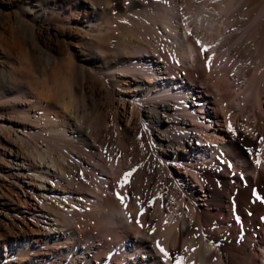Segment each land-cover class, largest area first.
Wrapping results in <instances>:
<instances>
[{"label":"bare ground","instance_id":"bare-ground-1","mask_svg":"<svg viewBox=\"0 0 264 264\" xmlns=\"http://www.w3.org/2000/svg\"><path fill=\"white\" fill-rule=\"evenodd\" d=\"M262 1L113 0L111 3L105 1L93 6L86 18L78 19L76 26L86 23L90 26L95 24V21L107 23L108 29L102 35H94L92 39L86 38L87 40L79 44L90 52L88 54L93 65L89 68L88 74L99 75L104 79L105 87L111 91H118L116 94L123 96L120 100L123 105L119 111L120 116L129 111V118L136 117L134 115L139 118L142 141L148 152V156L143 160L142 169L152 175L160 169L162 188L159 189V194H155L156 200L154 194L151 195L144 189L145 185L144 188L135 191L133 198L128 196L130 191L133 192L132 167L127 165L125 171L122 170L121 173L117 171L122 168L123 161L116 156L115 146L105 145L107 139L105 140L104 128L95 126V123V127L88 124L87 118L85 121L83 111L87 110L86 100L74 93L76 89L74 85L84 80L87 75L85 70H82V75H69L61 83L67 98H54L51 90L49 91L51 95L49 93L45 96L40 87L38 91L37 87L35 89L32 86L26 93L25 102L21 104L19 102L18 105L15 103L8 122L0 121V137L4 136L6 139V143L2 145L4 153L0 159L6 161L4 179L11 178L18 185L19 192L24 196L23 202L28 205L30 218L36 219V222H44L41 246L47 248L50 245L52 249L50 252L42 251L36 255L39 264H103L105 254L112 250L115 255L113 258L122 261V263L116 261L120 264H175L172 258L173 249L176 247L179 249L181 245L187 251L186 264H264L263 234L256 231L241 236L240 233L232 231L229 216L233 213L234 205L233 199H229L232 192L227 179L229 174L214 170L215 178L223 186L219 189L211 176L201 173L210 184V188L202 185L205 192L203 195L198 194V190L188 192L181 186L179 180H174L171 186L174 185L177 191L175 192L173 188L175 193L169 192L174 194L175 201L179 202V209L171 208L167 213L161 204V199L166 195L165 188L170 184L165 177L169 173L167 163L187 159L180 149L186 148L189 144L192 130L203 136L208 143L226 141L221 163L223 161L230 164L233 170L240 173L247 172L245 176H248L249 172L252 175L249 163L251 161L246 157V150L251 149L254 154L258 153V150L253 149L251 139H244L243 135L240 136L236 131L233 134L234 138L231 137L232 140L229 141L227 136L230 133L223 135L219 134L217 129H209L212 123L207 124L205 118H201L195 112L203 113L204 117L211 116L212 112L217 123L220 112L229 127L233 121L231 115L234 107L233 105H229L230 108L233 107L232 109L227 107L226 101L233 102L234 106L240 109L246 104L252 105L255 109L262 105L260 102L261 95H264V0ZM44 2L59 8L56 11L50 10V13L57 15L58 18L76 17L78 15L76 11H80L79 6L82 3L81 0ZM157 3L160 5L161 15H154V12H151L150 7H155ZM169 5L173 8L181 5L189 11L188 13L184 9L185 13H188L184 15V21L187 23L182 30L180 29L181 31L177 29L179 27L167 23L175 12ZM178 15L179 13L176 16ZM120 18L134 26L122 35L114 33L113 30L115 23L121 22ZM159 21L166 23L161 38L160 34L157 37L158 35H155L157 33L154 34L156 31L153 32L158 30L159 27L154 24H158ZM189 21L195 25L192 30L189 29ZM149 23H153L152 26ZM140 29L144 32H153L155 43L152 44L149 39L144 38L147 36L143 37L144 32H139ZM150 35L152 36V33ZM161 50L174 65H178L175 61L187 65L181 69L192 83L198 82L200 79L198 77L206 76L218 91H228L226 97L222 96V100V97L220 98L219 111L209 102L208 109L212 111L203 110L205 107L201 100L204 98L208 101V97H205L201 90L200 94L194 97L195 94L187 83L179 85V91L173 93H169L167 87L160 84L158 80L163 73L157 61L159 62L162 56ZM140 51L146 54L143 55ZM149 51L157 55L156 63L145 62L144 57ZM190 56L193 58L192 66ZM171 68L169 76L172 79L176 71L175 68ZM228 73H232L233 76L230 77ZM49 74L50 71L45 76ZM45 78L43 76L41 78L43 86L47 83ZM240 80L243 84L238 86ZM8 83L9 80H6L7 85ZM50 84L48 83L49 86ZM52 86L55 89L56 85ZM155 93L159 95H154ZM129 96H133V102L126 111L125 101ZM228 108L232 111L229 112ZM178 111L188 114L191 119L185 114L177 113ZM117 118L115 117V123L122 117ZM213 150L216 153V150ZM94 153L104 155V158H108L107 161L94 159ZM262 156L257 155V160ZM260 159H264V156ZM213 161L211 158L207 163L209 168L214 164ZM192 166L198 172L206 171L196 164ZM100 170L104 172L101 174ZM127 173H131L128 182L121 186ZM110 175L119 182L115 192L117 197L110 195L114 192L108 187L110 194L103 198L102 193L106 191L102 189V185L109 184L112 177ZM91 176L94 181L90 179ZM155 178L157 179L154 176ZM148 189L150 191V188ZM117 194L124 198L123 202ZM189 195L191 202L186 199ZM168 196L171 194L168 193ZM9 200L14 202L13 198ZM199 201L202 203H198ZM5 204L8 205L9 202ZM153 204L154 209L151 207ZM150 207L153 209L152 213ZM155 218L157 220L154 222ZM194 226L198 227L196 232L187 236ZM261 228L264 230V226ZM16 237L22 248L20 250L14 246L7 248L9 254L6 255L8 262L5 261L6 264H10V260L23 263L32 250L28 246L23 249L26 244L25 236L18 234ZM81 238L86 241L85 245L80 242ZM121 238L124 242L119 243ZM245 238L250 242L247 243ZM104 239H108V246ZM32 241L33 237H30L29 246ZM4 243L5 241H0V247H4ZM254 245L262 251L261 262L254 258L256 255ZM161 248L168 253L167 256L161 252ZM11 253L18 254L14 256ZM218 254L220 258L217 259H221V263L213 260ZM18 256H22L20 262ZM0 264H4L2 259ZM30 264L34 263L30 261Z\"/></svg>","mask_w":264,"mask_h":264},{"label":"rangeland","instance_id":"rangeland-1","mask_svg":"<svg viewBox=\"0 0 264 264\" xmlns=\"http://www.w3.org/2000/svg\"><path fill=\"white\" fill-rule=\"evenodd\" d=\"M51 1L52 0H50V2ZM81 1L82 3L79 6L81 9L80 11H76V13L78 14L76 15L77 18H58L57 15L51 14L50 10L56 11L59 8H55L53 5L50 6L44 4V0H0V121L8 122L10 114L12 113V111H14L13 106L15 105V103L18 105L19 102L20 104L25 102L26 93H28L29 89L32 88V86L35 89L38 88V91L40 87L41 92H43V94H46H44L45 96H48L51 92L52 95L55 96L54 98H67L65 92L62 89L63 87H61V83H63V80L66 79L69 75H82V70H85L87 75L84 77V80L80 81L79 83L77 82L78 84L74 85V89L76 87L74 93H76L77 96L80 95L82 99L86 100L85 102L87 103V106L85 109H87V112L85 110L83 111L85 121L87 118L88 124H92V126H94L95 123V126L98 125L97 127L101 126L102 128H104V130L106 131L105 140H108H106L105 145H108L110 147L112 144V146H115L114 148L116 156L120 157L123 161V169H117V171L119 170V173L123 172L122 170L125 171L127 169V165L132 167L130 168L133 173V178L131 177L133 192L130 191L129 193L131 195L128 193V196H131V198H133L135 191H137L139 188H144L143 185H145L144 189H147V192H149L151 195L159 194V189L161 190L162 188L160 184V180H162V172L159 171V169L156 172L158 176H156V174H153L155 177H157V179L155 178V181L152 174H150L147 170L142 169V165L144 164L143 160L148 156V152H146L144 142L142 141L141 124L139 118H137V115H134L136 116L134 117L135 121L134 118L128 117V110L130 108L129 104L133 102V96H129L128 100L125 101V105L127 106L126 111L128 112L124 113L125 116H120L119 111L122 110L123 107L120 100L121 98H123V96L116 94L118 93V91L113 90L115 91L113 92L110 90V88L108 89L107 86L105 87L104 79L99 75L90 76L88 74L89 68L93 65V62L92 59H90V56L88 54L90 52L87 50V48H82L80 46L82 41L92 39L94 35H102L107 31L108 27L106 21H102V24L101 21H95V24L90 26L87 23L82 24L81 26H76V22L78 21V19L81 20L82 17L86 18L88 16V13H90V11L93 9V6H98V4L100 5L105 1H110L109 3H111L113 0ZM93 2H95V4H93ZM261 2L263 1L261 0ZM155 5V7H150L151 12H154V15H161V13H159L161 11L160 5L158 3ZM170 7L171 10L177 12H173L174 16H176L178 13L179 15L176 16V18L174 16L172 17V19L169 18L170 20H168L167 23L179 27H176L178 30H182L184 28V25H186L187 23L186 21H184V15L187 12L189 13V11L186 10V7L181 5L175 6V8H173L172 6ZM184 9L187 11L186 13ZM180 10H182V12ZM119 20H121V22L118 23L117 21L114 25V33H120L122 35L125 31L130 30L134 27L130 26L121 18ZM149 22H151V20ZM149 24L152 26L153 23ZM158 24H154L159 28L155 26L158 30H153V32L156 31L154 32V34L157 33L155 34L156 36L160 34L161 38L166 23H160L159 21ZM188 25H190V30L195 27L192 21H189ZM141 30L142 29H140L139 32L143 33L144 31ZM146 32L147 34L150 33L149 31ZM146 32H144L143 35L141 33L140 34L143 37L146 35L147 37L144 38L149 39L151 43L154 42L155 35L153 34V32H151L153 37L150 35L151 33L149 35L145 34ZM157 37H159V35ZM134 52H136V50H134ZM149 52V56L146 55L144 57V59L146 60L145 62L147 64H150L151 61H154L156 63V61L158 60V57H156L157 55H153L151 51ZM140 53L143 55L146 54V52L144 51H140ZM164 53L165 52L163 51L160 53L162 55V59L160 58L159 62L157 61V63H159L160 71L161 73H163L160 74L161 76L158 80L160 81V84L164 87H167L169 93H173L175 91H179V85L187 83L189 89L195 94L194 97L200 94V90L202 91L203 95H205V97H208V101L204 100V98H202L201 100V103H203V106L205 107L203 110L212 111V109H208V105L210 104L219 111L220 98L222 96L226 97L228 91H218L214 83H210L207 80L206 76H200L198 77L200 78L198 82L192 83L189 78L185 76L181 69V67H185L187 65L183 64L180 61H175L178 62V65H174V63H172ZM189 61H191L190 65L192 66L193 58H189ZM224 62L225 61H223V64H225ZM171 67H173V69L175 68L176 71L175 77L172 79L169 76L170 70L172 69ZM47 71H50V74L46 77L45 75L48 74ZM228 74L230 75V77L233 76L232 73ZM42 76L43 78L46 77L44 80H47L45 86L41 84ZM48 77H50V79ZM2 80H5V82H2ZM6 80H9L10 84L8 83L7 85ZM240 82L238 86L243 84L242 80H240ZM48 83L56 85V87L54 86L55 89L51 84V86H49ZM42 89L44 91H42ZM77 92H79V94ZM63 94H65V96ZM154 95L159 94L155 93ZM261 96L262 100L260 103L262 105H259L256 109L252 108V105L249 104H246L247 106L245 105L240 109L238 106H234L233 102H230L229 100L226 101L228 105L227 107H229V105H233L234 107H229L230 109L233 108V111L229 110L228 108L229 112L232 111V115H230L233 117V121L230 119L232 121L231 127H228L224 115L220 112L218 123L215 114H213L212 112L211 116L209 117H204L203 113L200 112H195V114L201 116V118H205V122L207 124L212 123L210 124L209 129H217L218 133L223 135H228V133H230L229 136H227L229 141L232 140L231 137L234 138L233 134H235L236 131L237 133L239 132L238 134H240V136L243 135L242 137L244 139H251L250 141L252 142V145L254 144L252 146L253 149H256V151L258 150L257 152L260 154V156H262V154L264 153V95ZM223 97L221 98V100L223 99ZM116 108H118L119 110ZM19 112L20 111H18V113ZM177 113H182L183 115L185 114L189 119H191L188 114L182 111H178ZM115 117H122L123 119L120 118L119 122L115 123ZM177 129L180 131L179 128ZM191 134L192 139L190 140L189 144H187V147L180 149V151L185 155V158L187 157V159H185L184 161L182 160V162L181 160H179L171 162L169 164L167 163L169 173H167L165 177L167 182L170 184H167V189L165 188L164 191V194L166 195L161 199L163 209H165L167 213L170 212L171 208L179 209V202L177 200L175 201L176 198L174 197V194H172L177 191L174 185L171 186L174 180H179L181 186L188 192L198 190V194L203 195L205 193L203 186L210 188L209 182L201 175V173H204L211 176L214 179L215 185L218 186L219 189H222L223 186L221 185L220 181L215 178L214 170L217 169L222 173H225L226 175L229 174L227 179L229 185L231 184L230 187H232V192L229 190L232 194L231 196V194L229 193V199H233L232 204L234 205L233 208L232 204L230 206L233 210H231L233 213H230L231 215L229 216V222L232 225V231H234V233L236 231V234L240 233L241 236L258 231L264 236V230H262L261 228L264 226V159H260L263 158L264 155L260 158L258 157L259 160H257V155L259 156L258 153H256V155L251 149L246 150V157L249 161H251L249 163L252 166V169L250 166L252 175H250L249 172V175L245 176L247 172L240 173V171L233 170L230 164L223 163V161L221 163L220 160L224 156L223 151L226 148H224V146H226L225 143H227L226 141H223L221 143L218 141L217 143H208L206 139L198 132L196 133V131L192 130ZM199 142H202L203 144H199ZM5 143V137H0V158H2V155L4 153L2 145H4ZM213 149L216 150V153ZM93 158L104 159L105 162L108 159L107 157L104 158V155H100L97 153L93 154ZM211 158L214 160L212 162V164H214L209 168V165H207V163ZM3 161V159H0V187L2 188V191H0V241H5V246L0 247V261L2 259L4 261V264H6V255L8 256L9 254L6 250L10 246H14V248H18L19 250L20 248H22L20 241L16 240V236H18L19 234L22 237H26V244L23 246V249L29 247L32 250L28 258L24 257L27 259H25L23 263H18L12 260H10L9 263L30 264V261H32L34 264H39L38 261H36V255H39L38 253L41 254L42 251L50 252L52 249L50 248V245L47 246V248L45 246H41V236L44 222H36V219L30 218L31 216L28 205L23 202L24 196L19 192L20 189L18 188V185H16V183L13 182L11 178L4 179L3 170L6 169V161ZM257 161H260V163H257ZM195 164L198 165V167L205 168L206 171L198 172L192 166ZM103 172L104 171L100 170L101 174ZM148 173L152 175L153 181L152 179H150ZM110 176L112 177L109 179V184L102 185V189L106 191L105 193H102L103 198L110 194L108 191V187H111L114 192V194L110 195L114 198L117 197L115 192L118 188L119 182L115 179V177H113V175ZM90 179L93 181L95 180L92 178V176ZM197 179L199 180V182ZM149 182H151V185L149 184ZM157 186L158 189H156ZM148 188H150V191ZM169 191L173 192L171 193ZM18 192L19 194H17ZM168 193H170L171 196H168ZM156 196L157 195H155V197L153 196L155 200ZM8 198H13L14 202H12V200H9ZM186 199L188 202H191L189 201L190 195L186 196ZM8 202L10 205L5 204ZM155 203L156 201L154 202V204ZM198 203H202V201H199ZM154 204L153 206H151L153 209ZM175 204H177L178 206H176ZM205 206L206 205H202V207ZM151 207L150 209H152ZM153 209L150 210L151 213L153 212ZM156 220L157 218H155L154 222ZM197 228L198 227L194 226L193 229L189 231L190 233L188 232L189 234L187 233L188 235H186L191 236L194 232H196ZM234 228L236 229L234 230ZM241 236H239L240 238H238L241 239ZM30 237H33V241L29 246L28 242L30 240ZM247 239L248 238H245V240ZM84 241V238L80 239L82 245L86 244V241ZM107 241L108 239H104V242L108 246ZM116 241L118 242L119 240L117 239ZM120 241L121 242L119 243H122L124 242V239L121 238ZM248 241L250 242V240H247L246 242L248 243ZM254 247L256 249V255H254V258H257L258 262H261L260 253L262 251H260L259 247H256L255 245ZM75 250H77V248ZM173 250L174 251L172 258L175 264H186L185 257H187L188 255L187 251L184 249V246L181 245L179 249H177L176 247ZM44 252L43 254L50 255V253ZM72 253H74L73 250ZM11 254L16 256L18 253ZM114 256L115 255L113 250L111 252L107 251L102 261L103 264H120L116 263V261L121 260L113 258ZM21 257L22 256H18L17 258L19 262ZM217 258H220L219 254L213 260L221 263L222 260Z\"/></svg>","mask_w":264,"mask_h":264},{"label":"snow or ice","instance_id":"snow-or-ice-1","mask_svg":"<svg viewBox=\"0 0 264 264\" xmlns=\"http://www.w3.org/2000/svg\"><path fill=\"white\" fill-rule=\"evenodd\" d=\"M198 43H199V41H198ZM205 50H207V48H205ZM209 66H211V61H209ZM231 127V126H230ZM257 163H260V161H257ZM131 175V173H127L126 174V176H125V179H124V181L122 182V185L121 186H123V184L124 183H126V182H128V177ZM118 195V198L119 199H121V201L123 202V197L122 196H120L119 194H117ZM142 214V213H141ZM157 246L159 247V242H157ZM161 250V252H164V255L165 256H167L168 255V253L163 249V248H161L160 249Z\"/></svg>","mask_w":264,"mask_h":264}]
</instances>
